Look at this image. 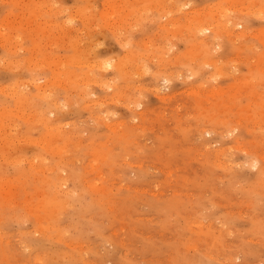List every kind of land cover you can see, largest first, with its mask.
I'll list each match as a JSON object with an SVG mask.
<instances>
[{
    "label": "rangeland",
    "instance_id": "obj_1",
    "mask_svg": "<svg viewBox=\"0 0 264 264\" xmlns=\"http://www.w3.org/2000/svg\"><path fill=\"white\" fill-rule=\"evenodd\" d=\"M0 264H264V0H0Z\"/></svg>",
    "mask_w": 264,
    "mask_h": 264
},
{
    "label": "bare ground",
    "instance_id": "obj_2",
    "mask_svg": "<svg viewBox=\"0 0 264 264\" xmlns=\"http://www.w3.org/2000/svg\"><path fill=\"white\" fill-rule=\"evenodd\" d=\"M15 1H17V0H15ZM119 3V2H118ZM122 4V3H121ZM177 8V7H176ZM221 11V10H220ZM223 12V11H222ZM225 13V12H224ZM122 21V20H121ZM7 23H9V22H7ZM208 24V23H207ZM7 25V24H6ZM9 25V24H8ZM224 25V24H223ZM213 27V26H212ZM210 30V28H207V30L205 29L204 30V32L205 31H209ZM212 30V29H211ZM203 32V31H202ZM62 44V43H61ZM217 46V45H216ZM70 47V46H69ZM104 61V60H103ZM101 64V63H100ZM99 64V66H102V64L100 65ZM110 66H112V64H110ZM68 67V66H67ZM101 68V67H100ZM71 75V74H70ZM65 86V85H64ZM117 92V91H116ZM105 99V98H104ZM102 101V100H101ZM106 125V124H105ZM57 127H58V125H56ZM56 126L54 127V128H56ZM51 127V126H50ZM63 132V131H62ZM59 135V134H58Z\"/></svg>",
    "mask_w": 264,
    "mask_h": 264
}]
</instances>
